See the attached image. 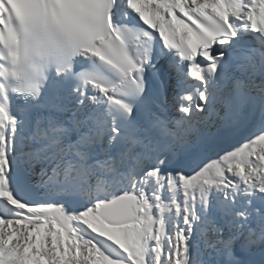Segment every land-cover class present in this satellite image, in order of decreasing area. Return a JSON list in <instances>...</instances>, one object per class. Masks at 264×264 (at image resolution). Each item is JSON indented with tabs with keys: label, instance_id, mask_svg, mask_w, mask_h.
<instances>
[{
	"label": "snow or ice",
	"instance_id": "6c2138e0",
	"mask_svg": "<svg viewBox=\"0 0 264 264\" xmlns=\"http://www.w3.org/2000/svg\"><path fill=\"white\" fill-rule=\"evenodd\" d=\"M0 264H264V0H0Z\"/></svg>",
	"mask_w": 264,
	"mask_h": 264
}]
</instances>
